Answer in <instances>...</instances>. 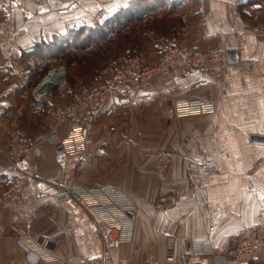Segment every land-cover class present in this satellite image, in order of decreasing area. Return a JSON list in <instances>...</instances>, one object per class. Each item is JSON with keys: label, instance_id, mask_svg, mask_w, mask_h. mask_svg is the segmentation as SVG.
<instances>
[{"label": "crops", "instance_id": "crops-1", "mask_svg": "<svg viewBox=\"0 0 264 264\" xmlns=\"http://www.w3.org/2000/svg\"><path fill=\"white\" fill-rule=\"evenodd\" d=\"M176 1L182 8L177 15L183 25L185 21L177 43L235 50L236 63L221 77L199 70L175 73L171 92L157 79L150 93L106 94L85 124L69 120L61 127L65 136L74 126L85 125L90 146L80 155L59 154L56 147L43 143L44 152L37 160L41 200L33 230L53 239L56 253L69 264L103 255L107 246L110 264L120 260L148 264L152 256L163 264L169 235L176 237L182 258L192 240L231 248L244 227L264 228V144L252 141V134L264 135V39L246 31L264 24V0ZM120 3L0 0V24L10 22L15 36L14 44L0 46V192L13 178L14 134L46 132L49 121L50 103L37 99L32 86L28 88L34 59L23 53L36 44L55 42L72 28L103 23L125 8ZM164 54L165 48L153 46L144 60L151 65ZM39 69L43 71L44 64ZM189 99L211 101L216 111L175 117L170 126L164 125L165 100ZM142 112L145 119L140 122ZM152 150L159 151L157 158ZM18 164L26 166L27 160ZM93 184L125 189L135 201L133 240L117 244L109 238L103 218L82 200L55 197L60 188ZM4 218L6 224L22 222L9 213ZM33 259L12 230L0 238L1 264ZM240 264H264V260Z\"/></svg>", "mask_w": 264, "mask_h": 264}, {"label": "built area", "instance_id": "built-area-1", "mask_svg": "<svg viewBox=\"0 0 264 264\" xmlns=\"http://www.w3.org/2000/svg\"><path fill=\"white\" fill-rule=\"evenodd\" d=\"M10 28V22L0 24V46L14 44L15 36L11 35ZM254 34L264 38V24L258 26ZM159 47L165 48V54L156 63L149 65L140 56L124 55L106 66L101 71L103 79L93 86H80L73 90L68 83L67 66L62 63L49 66L47 72L35 83L33 95L50 103L48 127L46 132L29 137L14 134L12 143L15 144V149L12 155L15 162L11 167L13 178L9 187L0 192V238L8 229L12 230L17 236L18 244L34 259L27 263L11 261L4 264H68L59 258L56 253L57 244L53 239L33 230L37 206L41 200L37 160L44 152L43 143L61 147L67 155H80L90 146L85 125L74 126L62 136L60 130L63 124L69 120L83 121L85 124L90 119L91 110L106 94L125 95L137 90L150 93L157 79H161L171 92L175 90V73L188 75L193 70H199L221 77L230 65L227 51L223 49L184 47L174 39L161 42ZM46 67L44 64V68ZM47 83L52 85L50 90L47 89ZM168 102L165 100V104ZM169 105L170 112L167 116L172 118L207 115L216 111L213 102L202 99L178 100ZM22 160H27L26 166L18 164ZM73 193L103 218L110 239L117 244L131 239L137 210L125 192L113 186L98 184L97 187L90 188H60L55 197L66 194L67 198H71L74 197ZM5 213L21 218L22 222L6 224ZM254 259L264 260V228L258 224L244 227L231 248L219 247L208 241L192 240L189 251L180 258L176 240L169 238L164 251V264H202L206 260L213 264H240ZM110 262L109 255H102L83 260L79 264ZM118 264L130 263L120 261ZM149 264L157 263L150 261Z\"/></svg>", "mask_w": 264, "mask_h": 264}, {"label": "rangeland", "instance_id": "rangeland-1", "mask_svg": "<svg viewBox=\"0 0 264 264\" xmlns=\"http://www.w3.org/2000/svg\"><path fill=\"white\" fill-rule=\"evenodd\" d=\"M157 1H159V0H156L155 3H152L149 6V7H152V8H150L151 10L150 9L147 10L146 13L138 21H136V23H134L132 25V26L135 25V28L133 27L134 29L133 28L131 29L133 31V33H131L132 35L130 36V39L127 41L126 40H124V41L120 40L119 42H117V46H115V44H114L111 47H109V49H108L109 51L107 53L108 54L107 56L114 57V58H115V56L116 57L118 56L115 59H119V58L123 57L124 55L131 54V55L140 56L144 59V55H146L148 53V50L151 47H153V46L159 47V44L161 42L168 41L169 39H174L177 41L176 36L183 35V28L185 27V21H184V25H183L181 17L179 19V16L177 15L179 9H182V8H180L181 3H178L176 0H172L173 3H169V4L165 3V0H163L162 3H159ZM261 25H263V24H260L259 26H261ZM257 27L258 26L249 27L246 31L248 33H251L254 36L258 37L257 35L254 34V30ZM172 34H173V36H171ZM169 36H171L172 38ZM258 38L264 39L263 37H258ZM210 50H214V49H210ZM79 55H81V54H79ZM33 61L35 62V64H33V62H31V64L33 65V69H35L34 73L39 71L40 70L39 68H41V70H42V65L40 66V64H38V60L34 59ZM93 62H95V61H93ZM57 63H62V64L67 66L68 76L70 74V76H69L70 77V79H69L70 83H72L73 85L76 86L74 89H77L80 86H85L84 84H88V86L96 85L99 81H101L103 79V75L101 74V71L103 69H105V67L99 71L97 70L98 72L95 73L96 70H94V68H95L94 63L90 64V62H89V64H87L88 66L82 65L81 67H77L76 64H72L73 62L71 63L72 65L69 66L70 64H68V62L66 60H59L57 62L55 61L54 63H52V62L49 63L48 67L44 68L43 71H40L41 74L37 75L36 78L31 77L32 79H31V82L29 84H31L32 90H33V85H35V83L39 80V78H41L47 72L49 66L55 65ZM225 70H227V69H225ZM224 72H226V71H224ZM223 75H224V73H223ZM67 99H69V98H67ZM64 101H66V100H64ZM175 102H177V100L173 101V102L169 101L168 104L164 103V105H168V106H165L166 109L164 110L163 116L161 118L164 125L170 126L172 116L171 117L169 116L170 118L167 116L168 112H170V110L168 108L170 107V105H169L170 103L172 104ZM142 111H143V109H142ZM46 113H47V111H46ZM144 119L145 118H143V112H142L140 114L139 120H140V122H143ZM153 121H157L156 118L153 119ZM154 154H155V156H154ZM159 154H160L159 151L152 150L153 158H157L159 156ZM108 175H109L108 173L105 174V177L109 180V182H112L110 176H108ZM79 186L84 187V188L97 187L96 184H93L91 186H81V185H79ZM107 186H111V184H107ZM72 187L73 186L67 187V188H72ZM123 190L126 191L125 189H122V191ZM131 201L135 204V201L132 198H131ZM135 207L137 210L136 204H135ZM136 213H137V211H136ZM169 238H173L177 242V239L174 235H169L167 240ZM131 240H133V235H132L131 239L128 241H131ZM167 240H166V242H167ZM103 255H109V246H107V251ZM100 256H102V255H100ZM96 257H98V256H96ZM59 258H61V257L59 256ZM92 258H95V257H92ZM88 259H91V258H88ZM85 260H87V259H85ZM120 261H127V260H120ZM120 261H118V262H120ZM150 261H155L157 263V261L155 260V258L153 256L149 258L148 264ZM127 262H129V261H127ZM79 263H77V264H79ZM130 264H132V263H130Z\"/></svg>", "mask_w": 264, "mask_h": 264}, {"label": "trees", "instance_id": "trees-1", "mask_svg": "<svg viewBox=\"0 0 264 264\" xmlns=\"http://www.w3.org/2000/svg\"><path fill=\"white\" fill-rule=\"evenodd\" d=\"M155 2L156 0H133L128 7L121 9L101 24L83 25L78 28H72L66 35L58 36L55 42L50 44H36L29 53L23 54L28 60L36 59L40 66L46 64L47 67L49 63H54L59 60H66L68 64H70L69 66L76 64L77 67H81L82 65L88 66L87 64H89V62L90 64L94 63V70H96V73L117 60L115 58L118 56H115V58L107 56L109 47L114 44L117 46V42L120 40H129L132 35L131 33H133L131 29L133 27L135 28V25H132L136 23L147 10L152 8L149 6ZM157 2L162 3L163 0ZM171 36H173V34ZM39 73L40 71H37L33 73L31 77L36 78ZM69 76L68 83L70 87L75 90L74 88L76 86L70 83ZM31 79L32 78H30V80ZM30 82L31 81L28 82V88L31 87V84H29ZM84 85L88 86V84Z\"/></svg>", "mask_w": 264, "mask_h": 264}, {"label": "water", "instance_id": "water-1", "mask_svg": "<svg viewBox=\"0 0 264 264\" xmlns=\"http://www.w3.org/2000/svg\"><path fill=\"white\" fill-rule=\"evenodd\" d=\"M227 55H228V60H229V63L230 64L236 63V60L237 59H236V52H235V50H227ZM252 141L254 143L264 144V135H261V134H252ZM57 152L59 154H62L63 153V149L61 147H59V148H57ZM73 195L76 198H79L75 193H73ZM64 198H67V195L66 194H60V195L57 196V199H59V200H62Z\"/></svg>", "mask_w": 264, "mask_h": 264}, {"label": "snow or ice", "instance_id": "snow-or-ice-1", "mask_svg": "<svg viewBox=\"0 0 264 264\" xmlns=\"http://www.w3.org/2000/svg\"><path fill=\"white\" fill-rule=\"evenodd\" d=\"M121 7H128L129 6V3H128V0H122V3H120Z\"/></svg>", "mask_w": 264, "mask_h": 264}, {"label": "bare ground", "instance_id": "bare-ground-1", "mask_svg": "<svg viewBox=\"0 0 264 264\" xmlns=\"http://www.w3.org/2000/svg\"><path fill=\"white\" fill-rule=\"evenodd\" d=\"M70 34V33H69ZM69 38V37H68ZM47 82V80L45 81V83ZM46 86L48 87L47 89L50 90L52 88V85H49V83L46 84Z\"/></svg>", "mask_w": 264, "mask_h": 264}]
</instances>
